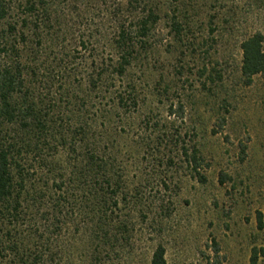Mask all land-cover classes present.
Wrapping results in <instances>:
<instances>
[{
    "label": "rangeland",
    "instance_id": "1",
    "mask_svg": "<svg viewBox=\"0 0 264 264\" xmlns=\"http://www.w3.org/2000/svg\"><path fill=\"white\" fill-rule=\"evenodd\" d=\"M7 1L19 11L22 0ZM128 1L55 0L48 40L66 39L77 49L73 57L82 78L93 57L110 54L117 28L136 15ZM231 3L228 22L217 26L223 35L213 44L212 60L196 43L204 34L205 12L193 31L199 39L189 42L174 41L164 18L127 72L136 104L109 110L112 103L104 99L96 113L100 97L91 94L88 119L101 125L106 155L128 191L117 212L130 230L117 234L115 248L96 250H87L78 233L72 238L64 232L63 238L76 243L72 264H150L158 244L165 248L166 264H248L253 247L262 249L258 264H264V76H255L250 85L242 82L239 47L255 31L264 36V0ZM61 44L52 52L44 45L38 82L48 79L49 96L64 106L65 100H58L57 66L65 63ZM215 59L222 80L203 88L201 65ZM178 104L183 117L169 114ZM193 147L203 158L205 182L181 154Z\"/></svg>",
    "mask_w": 264,
    "mask_h": 264
},
{
    "label": "trees",
    "instance_id": "2",
    "mask_svg": "<svg viewBox=\"0 0 264 264\" xmlns=\"http://www.w3.org/2000/svg\"><path fill=\"white\" fill-rule=\"evenodd\" d=\"M128 3L136 15L117 28L109 42L110 54L93 57L82 78L73 57L77 49L69 48L66 39L48 40L55 0H22L17 12L11 2L0 0V264H72L70 253L76 243L69 238L77 233L87 250L115 248L117 234L130 230L117 212L127 203L128 191L121 188L122 177L106 155L101 125L88 119L90 96L100 97L96 113L104 99L112 103L109 110L136 104L127 72L164 18L174 41L189 42L199 39L193 31L199 13L205 12L204 34L196 43L212 60L213 44L223 35L217 34V26L227 23L233 10L231 0ZM263 41L261 31L240 41L245 85L264 76ZM45 44L49 52L61 44L65 63L57 66L63 95L58 100L64 99V106L49 96L48 79L38 82ZM214 62L218 61L201 65L203 88L222 80ZM183 112L182 104L169 107V114L183 117ZM219 120L225 123V116ZM181 154L198 180L205 182L198 149L183 148ZM258 224L261 227L260 216ZM64 232L71 236L63 238ZM260 250L252 248L248 264H258ZM150 264H166L163 245L155 247Z\"/></svg>",
    "mask_w": 264,
    "mask_h": 264
}]
</instances>
